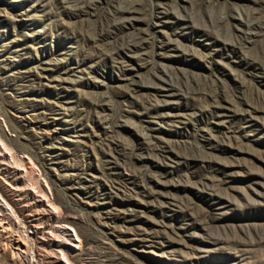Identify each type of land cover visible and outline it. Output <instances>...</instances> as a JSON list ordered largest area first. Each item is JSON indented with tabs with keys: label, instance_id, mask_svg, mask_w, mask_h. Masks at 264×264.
<instances>
[{
	"label": "rangeland",
	"instance_id": "374dc122",
	"mask_svg": "<svg viewBox=\"0 0 264 264\" xmlns=\"http://www.w3.org/2000/svg\"><path fill=\"white\" fill-rule=\"evenodd\" d=\"M0 142V264H264V0H0Z\"/></svg>",
	"mask_w": 264,
	"mask_h": 264
},
{
	"label": "bare ground",
	"instance_id": "6f19581e",
	"mask_svg": "<svg viewBox=\"0 0 264 264\" xmlns=\"http://www.w3.org/2000/svg\"><path fill=\"white\" fill-rule=\"evenodd\" d=\"M0 145L2 147V149L4 150V153L7 154L9 156V159L14 160V154L13 152L7 147L5 146V144L3 142H0ZM15 162V161H14ZM22 165V164H21ZM24 172L27 174V170L24 169ZM24 173V174H25ZM21 174V172L19 173ZM15 186V185H14ZM17 186V184H16ZM31 190V189H30ZM32 191V190H31ZM3 194L0 193V232L1 233H5V234H10L11 232V225H15V223H19V221L17 220V216L15 214V210L12 209L11 205L3 198L2 196ZM34 196V195H33ZM45 201V198H43ZM42 201V200H41ZM35 219V218H34ZM30 223V222H29ZM31 228H35L38 226V224L36 223V221L31 222ZM59 228L63 231V232H68L67 235H69V240H71V237L73 236V234H70V230L67 226H59ZM11 239V243L14 245V249L16 250V252L25 257L28 258L30 256L31 253V249H33L32 245L30 244L28 238L22 236L19 233L16 234H10L8 235ZM30 237V236H29ZM72 241H74L73 245L76 246V240L72 239ZM61 243L63 242H58V246L62 245ZM57 245V244H56ZM34 250V249H33ZM64 252V251H63ZM62 252V253H63ZM33 253V251H32ZM58 261H62L64 262V259L62 257H58L56 256ZM66 264V263H65Z\"/></svg>",
	"mask_w": 264,
	"mask_h": 264
},
{
	"label": "built area",
	"instance_id": "2783aa9c",
	"mask_svg": "<svg viewBox=\"0 0 264 264\" xmlns=\"http://www.w3.org/2000/svg\"><path fill=\"white\" fill-rule=\"evenodd\" d=\"M67 264V263H66Z\"/></svg>",
	"mask_w": 264,
	"mask_h": 264
}]
</instances>
